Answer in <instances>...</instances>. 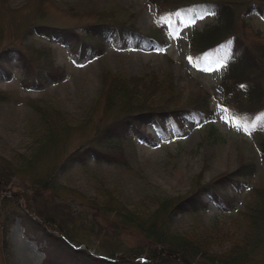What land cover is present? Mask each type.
Wrapping results in <instances>:
<instances>
[{
	"label": "rangeland",
	"instance_id": "1",
	"mask_svg": "<svg viewBox=\"0 0 264 264\" xmlns=\"http://www.w3.org/2000/svg\"><path fill=\"white\" fill-rule=\"evenodd\" d=\"M101 13L107 18L113 16L118 22L132 24L144 33L158 27L156 5L150 0H0V50L5 49L11 64L9 75L0 71V157L9 159L28 152L29 148L36 150L39 145L34 141L38 138L36 134L51 127L52 124L42 122L43 116L31 107V102L47 111L45 115L50 117V122L57 115L55 111L61 112L65 118H62L63 121L66 120L70 127L72 144L82 140L83 129L89 131V126L84 128L79 125L89 114H93L89 122L91 128L111 118L117 113V108L106 109L103 102L106 92L101 90V77L107 72L124 78L154 72L160 77L169 74L181 103L200 86L211 97L214 120L210 123L188 121L178 134L168 126L166 135L146 126L145 132L150 134V140L143 141L137 136H132L130 140L126 138L128 136L122 138L118 152L112 154L115 163L98 162L88 157L83 163L73 162L57 169L54 178L63 189L62 194L50 196V200L35 199L34 202L40 211L51 209L47 211L63 219L67 227L72 221L85 224L90 219L111 229L113 226L109 225V221L112 215L101 217L99 210L92 209V206L104 201L103 195L106 193L115 197L128 211L144 213L150 210L156 199L181 195L191 188L194 180L206 182L225 171H233L243 160L251 161L255 164V173L245 179L233 209L220 210L204 197L208 204L205 210L193 214H174L168 224L171 233L195 236L197 241L202 236H220L224 239L220 250L225 249L236 235L242 236L248 231V224L238 218L237 212L243 210L247 201H252L256 187H264V159L255 135L230 122L228 109L220 102L219 85L225 79L224 65L206 70L192 62L189 39L207 25L215 24L214 17L194 16L192 22L184 24L179 21L174 35L165 23L162 48L120 50L114 47L111 40L106 41L100 55L79 65L69 47L62 46L58 40H45L28 30L32 23L39 20L52 26L72 27L85 34L83 27ZM245 20L249 24L245 28L248 42L256 39V33L264 36L263 18L247 14ZM19 53L29 64L30 73L58 68L55 79L22 81ZM154 98L152 104L156 105ZM16 187H10L9 193L15 192ZM84 202L92 206L88 205L89 208ZM19 205L23 208V203ZM113 231L118 233L116 229ZM106 238H110L119 251L140 243L139 236L132 231L121 234L118 240H113L109 235ZM102 240H105L104 234L98 233L90 239L91 242L83 246L74 245L73 249L89 252L95 257L101 255L106 260L115 258V253L100 247L98 254L94 252ZM7 242L9 251L6 264L46 262L49 243L40 235L26 233L19 218L12 221ZM208 246L211 251L220 248L217 244ZM62 261L63 264L76 263L75 256L68 253L63 254Z\"/></svg>",
	"mask_w": 264,
	"mask_h": 264
},
{
	"label": "trees",
	"instance_id": "2",
	"mask_svg": "<svg viewBox=\"0 0 264 264\" xmlns=\"http://www.w3.org/2000/svg\"><path fill=\"white\" fill-rule=\"evenodd\" d=\"M150 2L157 7L158 25L150 33H143L132 24L118 22L111 15L107 18L102 13L83 27L85 34L72 27L52 26L39 20L32 23L28 30L36 32L45 40H59L62 46L74 52L79 65L90 57L100 55L107 40L111 39L119 49L160 47L164 43L161 35L163 22L173 25L179 19H190L194 13L201 18L207 14L213 16L215 24L195 32L189 40L192 62L206 70L224 65L225 79L219 85L220 102L228 109L230 122L255 135L260 155L264 159V36L256 33V39L248 42L245 31L249 25L245 20L247 14L264 19V0ZM18 63L25 83L32 79L36 82L55 79L58 70L55 67L41 69L36 74L30 73L29 64L20 53ZM10 67V59L5 49H1L0 71L8 74ZM101 81V90L106 92L104 105L107 110L116 107L117 113L93 128L89 124L93 114L85 117L79 125L84 128L89 126L90 129H83L84 136L80 142L71 143L72 133L66 120L63 121L65 118L61 112L54 110L57 114L53 119L55 123L53 120L50 122V117L45 115L47 111L31 102V107L43 116L42 122L54 126L36 134L38 138L34 141L39 143L36 150L29 148L28 152L9 159L0 157V264H6L8 231L15 218H19L26 233L40 235L49 243L48 249H45L47 257L44 264H63L64 253L74 255L77 264H152L155 261L157 264H264V187H256L252 201H247L243 210L237 212L238 218L248 224L247 233L236 235L223 250L220 249L224 239L220 236L199 237V244L195 236H180L171 233L168 227L174 214L203 211L207 207L204 197L218 203L221 209L234 208L236 196L245 179L255 173V164L251 161L243 160L233 171H225L206 182L194 180L191 188L181 195L156 199L150 210L144 213L128 211L107 193L103 195L104 201L96 206L84 202L85 206L91 205L92 209L99 210L101 217L112 215L109 221V225L113 226L111 229L90 219L85 224L72 221L67 227L63 219L47 211L51 209L40 211L35 199L50 200V196L62 194L63 189L54 178L55 171L60 167L73 162L83 163L88 157L98 162L115 163L112 154L118 152L120 140L126 136L128 140L132 136L147 140V125L155 132L166 135L168 125L178 134L188 121L210 123L214 120L209 92L199 86L181 103L169 74L160 77L154 72L124 78L107 72L102 75ZM153 98L157 100L156 105L152 104ZM14 185L17 189L9 193L10 187ZM20 203H23V208ZM33 216L37 219H32ZM130 231L139 236L140 243L127 250L119 251L113 246L112 240L106 238L109 235L113 240H118L121 234ZM98 233H103L105 240L94 252L98 254L100 248L105 249L115 253V258L106 260L101 255L95 257L89 252L73 249L74 245L83 246ZM215 244L220 248L211 251L208 245ZM135 251L137 254L134 255Z\"/></svg>",
	"mask_w": 264,
	"mask_h": 264
},
{
	"label": "bare ground",
	"instance_id": "3",
	"mask_svg": "<svg viewBox=\"0 0 264 264\" xmlns=\"http://www.w3.org/2000/svg\"><path fill=\"white\" fill-rule=\"evenodd\" d=\"M115 47H116V46H115ZM200 179H201V178H200ZM247 181H248V180H247ZM244 185H245V184H244ZM217 204H218V203H217ZM228 206H229V205H228ZM189 213H190V212H189ZM192 213H193V212H192ZM234 217H235V216H234ZM232 218H233V216H232ZM21 222H22V221H21ZM90 250H91V249H90ZM80 251H81V250H80ZM138 252H139V251H138ZM135 254H137L136 251H135L134 255H135ZM136 256H137V255H136ZM140 256H141V255H140ZM132 258H133V257H132ZM140 258H141V257H140ZM140 258H139V259H140ZM130 259H131V258H130ZM134 259H135V258H134ZM143 259H145V257H144ZM147 260H148V259H147ZM151 260H152V259H151ZM136 261H137V260H136ZM136 261H135V262H136ZM132 264H133V263H132Z\"/></svg>",
	"mask_w": 264,
	"mask_h": 264
},
{
	"label": "water",
	"instance_id": "4",
	"mask_svg": "<svg viewBox=\"0 0 264 264\" xmlns=\"http://www.w3.org/2000/svg\"><path fill=\"white\" fill-rule=\"evenodd\" d=\"M32 219H36V217L35 216H33V218Z\"/></svg>",
	"mask_w": 264,
	"mask_h": 264
}]
</instances>
